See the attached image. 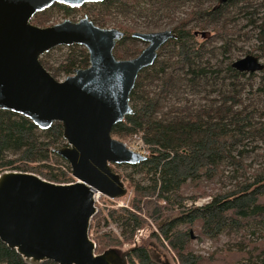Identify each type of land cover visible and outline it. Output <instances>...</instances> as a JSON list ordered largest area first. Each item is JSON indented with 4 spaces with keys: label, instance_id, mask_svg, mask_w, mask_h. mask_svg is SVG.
I'll return each instance as SVG.
<instances>
[{
    "label": "trees",
    "instance_id": "1",
    "mask_svg": "<svg viewBox=\"0 0 264 264\" xmlns=\"http://www.w3.org/2000/svg\"><path fill=\"white\" fill-rule=\"evenodd\" d=\"M256 3L254 0L90 3L97 8L88 17L93 23L126 33L113 49L117 58L133 57L142 48L131 43L135 38L130 35L137 31L134 25L115 20V12L148 17V26L157 27L160 20L170 17L176 9L190 5L182 17L169 25L176 37L161 46L151 66L139 72L130 93L133 113L112 126V137L121 141L140 135L147 154L140 163L121 165L131 168L129 176L119 174L128 180L131 189L127 206H106L92 216L89 236L95 243V253L123 250L126 264H169L160 260L161 252L171 253L176 264H264V166L252 167L242 158L247 153L243 146L264 141V68L256 74L240 72L231 66L237 41H256L255 55L264 58V21L257 23L260 5ZM87 4L68 7L54 3L36 13L31 22L47 26V12L52 8L63 10L68 16L79 9L87 11ZM243 19L245 22L238 28V21ZM211 34L221 43L209 44ZM56 49L64 51L50 60ZM40 62L53 77L59 78L73 73L75 68L87 67L89 58L83 46L73 44L54 47L40 57ZM256 78L259 81L255 86ZM62 133L60 122L40 130L25 116L0 109V173L22 171L55 183L73 181L68 162L54 152L65 145ZM51 156L64 164H51ZM119 167L111 168L117 173ZM230 167L233 171L230 186L212 193L206 202H195L205 195L203 191L190 195L182 192L188 180L212 179ZM139 174L142 177L134 179ZM198 186L197 183L195 188ZM109 222L116 223L119 231L100 229ZM149 222L156 224L158 231L152 232V241L139 243L143 238L138 231ZM248 228L252 238L232 242L207 256L191 247L192 231L216 239L224 231L233 230L245 236ZM0 264L31 263L0 240ZM36 264L58 263L44 260Z\"/></svg>",
    "mask_w": 264,
    "mask_h": 264
},
{
    "label": "water",
    "instance_id": "2",
    "mask_svg": "<svg viewBox=\"0 0 264 264\" xmlns=\"http://www.w3.org/2000/svg\"><path fill=\"white\" fill-rule=\"evenodd\" d=\"M99 1L0 0V109L25 116L40 130L60 122L65 145L54 152L68 162L75 179L55 183L30 172L0 173V240L31 264H115L118 256L125 261V254L114 250L95 253L89 236L95 213L92 195L99 191L110 199L125 196V182L111 166L146 159L112 137L111 129L133 113L130 93L139 72L151 66L161 46L176 35L171 29L134 31L130 36L145 46L133 57L117 58L113 49L126 33L116 27L98 26L87 16L48 26L31 22L54 3L80 7ZM73 44L87 50L89 65L56 79L40 57L56 46ZM231 66L253 73L261 71L264 62L248 53ZM145 230L138 231L139 236Z\"/></svg>",
    "mask_w": 264,
    "mask_h": 264
},
{
    "label": "rangeland",
    "instance_id": "3",
    "mask_svg": "<svg viewBox=\"0 0 264 264\" xmlns=\"http://www.w3.org/2000/svg\"><path fill=\"white\" fill-rule=\"evenodd\" d=\"M256 4L260 5V9L258 11V16L256 18L257 23L264 21V0H254ZM86 10L84 9H79L75 12H73L70 15H65L63 10H59L56 8H52L50 11L47 12V14L49 15L48 20L46 21V24L51 25L57 22L62 21L65 18H69L71 20H77L79 18H82L84 16L89 17V15L91 14V11L93 9H97V8H92L91 4H87L85 6ZM190 8L189 4H185L184 6H181L180 8L176 9L175 12L173 11V13L171 14L170 17L165 18L160 20L159 26L155 27V26H148V22L147 19L145 18H141V17H137L136 13H127L125 14L124 12H115L114 14V19L120 22H129L132 23V25H134V27L136 28L137 31H141V32H146V31H157V30H164V29H170V24L172 22H174L175 20H177L178 18L182 17ZM245 22V19L238 21L237 26L238 28ZM47 25V26H48ZM249 26L246 28L248 29ZM197 39L200 40L199 36H197ZM208 43L209 44H220L221 41L216 39V36L211 34L208 37ZM130 44V42H127ZM131 43L138 47V48H143L145 46V43H143L141 40L139 39H132ZM131 44V45H132ZM254 44L256 45V41L251 40L250 42H243V41H237L236 45H237V49L234 50V58L232 60L238 59L242 56L245 55L246 50H251V54H255L258 53L255 49L256 46H254ZM250 48V49H249ZM252 48V49H251ZM64 51V50H63ZM63 51H59V49L53 50L50 54V60H54L56 58H58L60 56V54ZM261 60L264 62V58H261ZM255 73V72H254ZM259 72H256V74H258ZM64 77H59L56 79H63ZM258 78L255 79V86L258 84ZM257 98L259 97V95L256 96ZM264 100V95L263 98ZM129 139H132V137L127 138L124 142H127ZM255 145V147H253ZM253 147V148H252ZM243 149H247V153L245 154L244 157H242L244 159V161L246 163H249L252 165V167H258V166H264V141H258V142H254V143H248V145L243 146ZM49 162L52 164L54 163H60V165L64 164L63 162H61V160L57 159L54 156H51V158L49 159ZM225 172L223 173V175H216L214 176L212 179H206L205 177H201L199 178L198 181H193V180H188L185 184V186L182 189V192H184L185 194H198L201 191H203L205 193L204 196H201L200 198H198L195 202L197 203H204L209 199V195H211L214 192H218L221 189H226L228 188V186H230L231 183V177L233 175V171H231V167L230 168H225ZM117 173L121 174V175H130L131 173V168L127 167V166H121L117 169ZM71 174V173H70ZM142 177L141 174L139 175H134V179H140ZM122 179V177H121ZM125 182V185L127 187V194L125 196H123V198L126 201H129L130 196H131V189L128 188L127 186V179H122ZM75 179L73 181L70 182H74ZM69 183V182H67ZM199 184L198 188L196 187V184ZM122 198V197H120ZM112 202L110 200H105L103 202V205H99L98 206V210L100 208L109 206L111 207ZM97 210V211H98ZM96 211V212H97ZM95 212V213H96ZM94 213V214H95ZM147 228V230H145L144 235L142 236L143 240H138L139 243L142 244H146L149 240H153L154 238H152V232L157 233L158 229L156 224H154L153 222H149V225L145 227V229ZM101 230H108L111 229L113 231L118 232L119 228L117 226L116 223L113 222H109L107 226H103L100 228ZM251 229H245V236H243L240 232L238 231H224L221 235H219L216 239H211V238H206V237H201L197 232H193L192 231V243H191V247L193 249L194 252L199 253L202 256H207L210 252L213 251H218L219 249L227 246L228 244L232 243V242H236V241H241L243 239H250V237L252 238L253 236L250 234ZM119 251V250H118ZM122 251L120 250L118 252L119 255L122 256ZM96 254H101V253H96ZM123 260V262H122ZM160 260L162 261H167L169 264H176V261L172 258V254L171 253H162L161 252V256H160ZM113 264V262H112ZM115 264H126L124 259H122V257H117V260L115 261ZM207 264V263H205Z\"/></svg>",
    "mask_w": 264,
    "mask_h": 264
},
{
    "label": "built area",
    "instance_id": "4",
    "mask_svg": "<svg viewBox=\"0 0 264 264\" xmlns=\"http://www.w3.org/2000/svg\"><path fill=\"white\" fill-rule=\"evenodd\" d=\"M124 143L132 151H136L138 153H141L142 155L147 154L146 145H145V143H144V141L140 135L135 134L132 136V139H129L127 142H124ZM92 198H93L95 212L98 210L99 205L100 206L103 205V202L105 200H110L112 202L111 207H114V208L125 207V206H127V203H128V201H126L123 197L110 199V198L106 197L105 195L101 194L99 191H94ZM196 204H200V203L196 202Z\"/></svg>",
    "mask_w": 264,
    "mask_h": 264
},
{
    "label": "flooded vegetation",
    "instance_id": "5",
    "mask_svg": "<svg viewBox=\"0 0 264 264\" xmlns=\"http://www.w3.org/2000/svg\"><path fill=\"white\" fill-rule=\"evenodd\" d=\"M112 166H115V165H112ZM112 166H111V167H112Z\"/></svg>",
    "mask_w": 264,
    "mask_h": 264
}]
</instances>
